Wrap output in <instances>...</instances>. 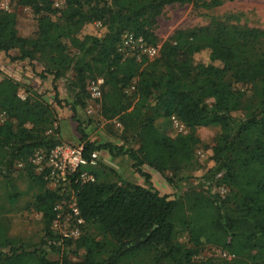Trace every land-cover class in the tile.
I'll use <instances>...</instances> for the list:
<instances>
[{"label": "trees", "instance_id": "obj_1", "mask_svg": "<svg viewBox=\"0 0 264 264\" xmlns=\"http://www.w3.org/2000/svg\"><path fill=\"white\" fill-rule=\"evenodd\" d=\"M19 1L39 15L38 35L19 36L16 15L0 9V53L17 50L18 56L11 60L31 63L44 56L54 81L72 70L73 85L79 90L76 103H83L89 95V79L104 76L112 89L104 94V101L110 103L105 114L112 118L130 107L120 84L127 85L138 74L136 59L122 62L117 51L124 33L133 32L157 44L156 29L167 6L192 3L214 8L233 0H64L61 8L52 0ZM94 22L105 28L102 36L85 32ZM70 48H76L78 54L72 56ZM206 49L209 60L196 63L195 55ZM155 64L163 72L138 74L141 79L135 94L139 100L125 114L131 118L129 128L137 132L140 147L124 150L111 143L97 144L78 128L84 143L82 157L91 161L104 149L116 155L128 153L135 171L149 182L151 175L142 170L144 164L163 176L171 167L169 162L178 170L183 162L192 161L200 144L195 128L220 124L223 132L213 147L214 159L231 190L222 199L203 191L187 194L194 201V217L183 221L191 245L177 239L180 199L129 182L84 181L76 171L72 187L79 217L98 234H85L77 240L62 238L66 246L75 245L68 252L54 248L52 242L61 237L50 227L60 196L47 189L35 203L46 222L42 243L16 246L0 227V264H197L194 257L206 244L236 256L224 264H264V30L224 20L178 30L163 43ZM235 84L250 85L253 95L247 98ZM209 98L214 100L211 105ZM56 101L62 103L57 91ZM0 109L8 116L0 123V147L9 148L13 158L57 144L46 134L53 128L55 109L39 99H22L12 79L0 83ZM237 111L246 112L245 118L233 121L231 114ZM160 114L176 116L190 133L173 139L161 134L154 123V115ZM29 175L41 179L32 171ZM48 244L54 252L58 250L57 257L51 255Z\"/></svg>", "mask_w": 264, "mask_h": 264}, {"label": "rangeland", "instance_id": "obj_2", "mask_svg": "<svg viewBox=\"0 0 264 264\" xmlns=\"http://www.w3.org/2000/svg\"><path fill=\"white\" fill-rule=\"evenodd\" d=\"M52 1L56 8H61L65 3L64 0ZM0 9L16 15L15 27L19 36L37 37L39 15L31 6L21 5L19 0H0ZM217 20L264 30V0H233L214 8L196 7L192 3L167 6L159 18L156 29L160 39L157 44L149 43L133 32H126L117 44V51L122 57V62L136 59L139 63L138 74L153 71L159 75L163 69L156 66L155 61L160 57L162 45L166 40L178 30L205 26ZM86 28V33L90 31L99 36L105 33V28L99 22L87 25ZM151 49H154L155 53H151ZM78 52L76 48H70L69 51L72 56L77 55ZM18 54L17 50H11L9 54L0 53V83L12 79L17 83L18 93L22 99H39L55 109L56 119L53 128L46 134L57 144L51 148L40 147L27 157L14 158L9 148L0 147V227L3 236L14 241L16 246H35L42 243L46 233V222L43 213L35 208V203L37 197L47 189L56 191L60 196L54 208L56 217L50 227L61 237L52 242L54 248L60 253L68 252L74 249L75 245L66 246L62 238L77 240L85 234H98V231L84 220L79 222L78 216L73 212L75 191L72 187V179L77 170L81 178L103 183L129 182L156 189L170 198L180 199L182 206L176 216L177 239L191 245L190 233L183 221L192 215L194 217V201L193 198H188L187 194L196 190L222 199L231 190L224 184V171L214 159L213 152V147L222 135V126L212 124L195 128L194 133L199 138L200 144L195 149L192 161L183 162L178 170L172 167L173 162H169L171 167L166 168L163 176L148 164H144L142 170L151 175L149 182L135 171L133 160L128 153L116 155L104 149L94 154L92 162L80 164L76 161L78 151H82L84 144L80 129H83L88 138L97 144L111 143L118 147L124 146V150L140 147L137 132L129 128L131 118L125 114L132 112L139 100L135 89L141 77L136 74L127 85L120 84L122 92L128 95L125 101L130 107L125 114L121 113L122 116L120 114L108 118L105 109L110 103L108 99L104 101V94L112 89L106 83L104 76L99 75L89 79L87 81L89 95L84 96L83 103H76L79 90L73 85L72 70L54 81L53 75L47 71L49 66L44 56H37L38 59L33 63L29 60H11V57ZM209 58L210 52L206 49L195 55V62H207ZM235 87L244 91L247 98L253 95L250 85L235 84ZM56 91L62 102L60 105L56 101ZM213 102L212 98L207 99L208 104L211 105ZM73 104H76V112L72 110ZM245 113L233 112L232 120L244 119ZM154 119L155 127L159 132L171 139L190 133V129L176 116L166 117L160 114L154 115ZM6 120H8L6 112L0 109V123ZM26 126L31 127L30 124ZM57 149L62 151L57 153ZM29 171L40 176L41 179H32ZM47 248L53 257L58 256V250L54 252V248L52 249L49 244ZM83 253L84 250L81 249L79 255L82 256ZM235 259L234 254L213 244L204 245L194 257L197 264H224L225 260Z\"/></svg>", "mask_w": 264, "mask_h": 264}, {"label": "built area", "instance_id": "obj_3", "mask_svg": "<svg viewBox=\"0 0 264 264\" xmlns=\"http://www.w3.org/2000/svg\"><path fill=\"white\" fill-rule=\"evenodd\" d=\"M150 52H151V53H155V50H154V49H151ZM82 150H83V149H82ZM60 151H62V150H61V149H57L56 152L58 153V152H60ZM76 161H78V163H80V164H87L88 162H92V160H91V161H88V160H86V159H84V158L82 157V151H81V150L78 151V154H77V156H76ZM76 171H77V170H76ZM76 171H75V172H76ZM80 175H81V174H80ZM80 179H83L84 181H87V180H94V179H87V178H81V177H80ZM94 181H95V180H94ZM73 212H74V214H75L76 216H78V218H79V222H82L83 219L79 217V211H78V208L76 207V202L74 203Z\"/></svg>", "mask_w": 264, "mask_h": 264}]
</instances>
